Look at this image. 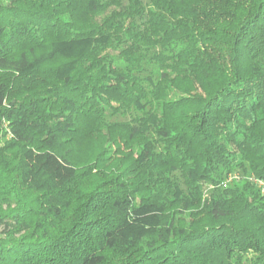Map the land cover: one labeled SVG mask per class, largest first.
<instances>
[{"label": "trees", "instance_id": "16d2710c", "mask_svg": "<svg viewBox=\"0 0 264 264\" xmlns=\"http://www.w3.org/2000/svg\"><path fill=\"white\" fill-rule=\"evenodd\" d=\"M3 126L0 264H264V196L202 201L264 181V0H0ZM114 130L130 154L65 224L115 153L79 171L71 146Z\"/></svg>", "mask_w": 264, "mask_h": 264}, {"label": "rangeland", "instance_id": "374dc122", "mask_svg": "<svg viewBox=\"0 0 264 264\" xmlns=\"http://www.w3.org/2000/svg\"><path fill=\"white\" fill-rule=\"evenodd\" d=\"M143 5L147 4L149 0H140ZM106 16V15H105ZM103 19V16L96 17V21L99 22ZM115 122H124L128 120L127 116L123 117L119 114H116L112 119ZM3 130H0V145L3 141V131L5 126L2 127ZM9 139V134L6 135L5 139ZM126 133L122 132L121 130H114L112 132H103L96 136H88L83 138L77 144L71 146L70 148V157L72 159L73 164L75 167L80 171L84 169H88V165L94 161V158L102 150L112 149L115 150L113 153V159L111 161H106L102 165V169L100 168L94 172L86 175L79 179V181L72 186L71 190V210L67 214V217L64 218L65 224H71L72 221L75 219V211L76 208L79 206L82 200L83 195H88L97 184L101 182H107L111 179V175L117 168L116 162L121 159V157H126L130 154L131 145H133L132 141H126ZM118 159V160H117ZM122 169V168H121ZM94 170V168H93ZM243 183H249L254 190L258 191L261 196H264V182H260L259 180L255 179L252 175L248 172H243L241 170H234L229 175L228 178H225L223 182L219 184H204L203 185V194H202V201L206 198L213 190L217 189L218 187H238L242 188ZM5 204L3 207L6 209ZM10 207H14V204L11 203ZM203 207H199L198 209H194L192 211H184L183 208H177V211H174L173 208L168 210L169 216L174 217L175 223L179 226L184 227L186 230L191 229H199L203 225L206 224L207 221L206 214L204 212ZM174 214V215H173Z\"/></svg>", "mask_w": 264, "mask_h": 264}, {"label": "built area", "instance_id": "2783aa9c", "mask_svg": "<svg viewBox=\"0 0 264 264\" xmlns=\"http://www.w3.org/2000/svg\"><path fill=\"white\" fill-rule=\"evenodd\" d=\"M260 181V180H259ZM260 182H264V181H260Z\"/></svg>", "mask_w": 264, "mask_h": 264}]
</instances>
